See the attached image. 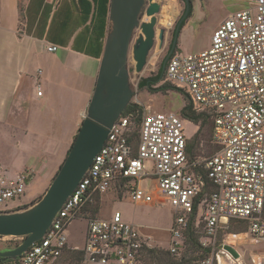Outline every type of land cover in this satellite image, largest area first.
<instances>
[{
	"label": "built area",
	"instance_id": "obj_1",
	"mask_svg": "<svg viewBox=\"0 0 264 264\" xmlns=\"http://www.w3.org/2000/svg\"><path fill=\"white\" fill-rule=\"evenodd\" d=\"M242 2L213 32L207 49L174 53L165 64L163 82L181 90L195 111L210 114L215 152L190 158L187 121L174 113H143L138 124L133 112L121 114L44 236L18 264L58 260L67 249L69 225L80 218L86 222L85 264H141L152 247L139 227L118 211L109 218L86 212L97 198L118 189L133 204H169L172 256L179 255L191 222L201 253L207 252L195 264H232L240 254L234 258L225 246L264 243V0ZM29 176L27 171L10 176L0 164V211L20 206L12 203L24 196ZM232 223L248 227L227 234L214 254ZM251 264H264V252L254 253Z\"/></svg>",
	"mask_w": 264,
	"mask_h": 264
},
{
	"label": "crops",
	"instance_id": "obj_2",
	"mask_svg": "<svg viewBox=\"0 0 264 264\" xmlns=\"http://www.w3.org/2000/svg\"><path fill=\"white\" fill-rule=\"evenodd\" d=\"M204 1L207 6V0ZM242 1H231L232 10L219 17L217 27L242 8ZM93 7L92 0H0V126H8L13 134L21 127L27 135L29 107L38 105L42 109L55 98L82 101L72 130L58 144L46 151H12L8 159L0 155V164L10 176L22 171L29 173L25 193L35 181L38 186H44L47 179L52 180L71 146L68 140L78 132L82 113L94 91L108 36L109 17L97 58L100 45L92 21ZM50 45L57 46V50L48 52L46 47ZM53 167H56L55 174L51 172ZM37 198L31 196L19 208L29 206ZM75 222L67 229L64 253L82 251L84 247L86 226L78 242V232L72 230ZM143 236L149 238V244L152 242L150 235ZM63 255L50 264H67ZM79 264H85L84 259Z\"/></svg>",
	"mask_w": 264,
	"mask_h": 264
},
{
	"label": "rangeland",
	"instance_id": "obj_3",
	"mask_svg": "<svg viewBox=\"0 0 264 264\" xmlns=\"http://www.w3.org/2000/svg\"><path fill=\"white\" fill-rule=\"evenodd\" d=\"M154 1L161 5V10L157 15L158 21L156 25L155 43L152 50L149 52L146 65L140 73L135 72V62L133 60L131 49L132 47H130L127 59V69L130 70L128 81L132 93L129 104L136 105L138 109H141L139 111L140 117L143 113L162 112L174 113L181 117L180 111L185 105L183 93L171 87L166 88L164 91H149L146 88H138V83L140 80L153 77L158 74L161 63L164 61L167 55V47L172 38V32L184 11V3L182 0ZM231 4H233V2L226 3L222 0H207L206 6L204 0H191L192 13L191 16L186 19L184 26L180 29L177 46L174 50V53L187 55L195 54L207 49L210 45L213 32L218 28L217 24L219 17L223 16V14H225L227 11L229 12L232 10L230 8ZM166 10H173V12L176 13V17L173 19V22L169 27L164 28L161 27L159 20L161 19L160 15L167 12ZM141 21H148V18L144 15V13L141 16ZM160 29L165 30L164 40L162 43L158 39ZM111 31L112 22L108 18V34H110ZM139 33V30L134 32V39ZM167 84L170 85L169 83L163 82L162 80V82H160L155 87ZM81 105L82 101L80 98H76L75 102L55 98L47 107L42 109L38 105L29 107V121L26 125L28 131L27 135L22 132L21 127H19L18 130L13 134L8 126H0V155H3L8 159L12 151H32V149H35V151H46L50 146L58 144L59 141L63 140L62 137H65L67 132L72 130L71 128H73L74 119L76 118ZM86 109H84V113H82V120L86 114ZM197 129L198 126H195L190 122H186L184 124L185 135L188 139L193 137ZM72 140V137L68 140L70 145ZM17 141L19 144H17ZM193 143L195 147L193 149L194 156H192V158L208 156L212 149L210 145V129L208 127L202 128L200 130L197 142H194L192 138L188 141V146L189 144ZM146 165L148 170H150L151 164L147 163ZM55 169L56 167H53L51 172L54 173ZM50 182L51 181L47 179V181L44 183V186H38L35 181L25 193V198L23 197L24 199L22 198L20 201H15L12 203V205L19 203L21 204L27 201L31 196H37L39 198L44 193ZM147 184L151 187L153 185V181H148ZM21 208L23 207H18L16 209L18 210ZM11 210L13 211V209ZM116 211L120 212L126 221L128 220V222H133L136 224V226H144L143 228L139 227V230L142 235L145 234L151 236L152 242L150 245L152 248L150 249L167 251L169 247L168 229L171 226L173 219V212L169 204H133L124 194V191L118 189L111 192L109 191L107 194L101 197L98 204V212L94 217L109 218ZM75 221L76 222L73 224L72 230L78 232L77 239L78 242H80V232L82 233L84 230L86 222L82 218L76 219ZM247 227L248 224L246 223H232L229 228H227L219 236L216 250H214L213 253H217L216 251L220 248L219 245L221 244L222 240H228L227 234H237L243 232L247 229ZM20 241L21 239L17 238H1L0 248L13 247ZM198 250L196 247L192 246V243L189 238H187L186 234L185 241L181 247V250L179 251V255L172 257L178 260L184 258L186 261L196 258L199 260V258L202 255H206L207 252L202 254L200 249ZM235 251L240 254V257L237 259H240L242 264H251V256L254 253L264 252V243L252 245L248 243L241 244L240 242H237ZM63 257L66 258L67 264H76V262L73 263L69 260L68 254L66 252L64 253ZM189 263L195 264L196 262L189 261Z\"/></svg>",
	"mask_w": 264,
	"mask_h": 264
},
{
	"label": "water",
	"instance_id": "obj_4",
	"mask_svg": "<svg viewBox=\"0 0 264 264\" xmlns=\"http://www.w3.org/2000/svg\"><path fill=\"white\" fill-rule=\"evenodd\" d=\"M183 1L184 13L176 23L172 48L166 55L163 66L172 55L181 25L189 13V0ZM160 10L161 5L154 0H110L108 17L112 22V31L106 39L86 114L64 160L40 198L23 210L0 211V237L21 239L15 246L0 250L1 260L16 262L32 244L41 240L64 202L90 168L110 128L132 97L128 81L130 70L127 69L130 47L135 62L134 70L140 73L155 43L157 15ZM143 13L148 21H140ZM136 30L140 33L134 39ZM164 35L165 30L160 29L158 39L161 43ZM225 250L234 258L238 257L232 247L225 246Z\"/></svg>",
	"mask_w": 264,
	"mask_h": 264
},
{
	"label": "trees",
	"instance_id": "obj_5",
	"mask_svg": "<svg viewBox=\"0 0 264 264\" xmlns=\"http://www.w3.org/2000/svg\"><path fill=\"white\" fill-rule=\"evenodd\" d=\"M92 2L94 5L93 13H92V21L94 23L95 31H96V34H97V37L99 40V45H100V50L97 53V58H98L100 56V53L102 50V41L105 37V33L107 32L106 31V29H107V18H108V13H109L110 0H92ZM191 13H192V6H191V0H189V13H188L187 18H189L191 16ZM185 21L186 20L183 21L181 28L184 26ZM172 54H174V51L172 52ZM164 70H165V66H163V62H162L161 67L158 71V74L156 76L140 80L138 83V88H140V89L146 88L149 91H154V90L164 91V90H166V88L171 87V88L183 93L181 90L177 89L176 87H174L172 85H168V84L167 85H161L159 87H155L160 82H162V80L164 78ZM183 95H184L185 105L182 107V109L180 111V115L184 120L194 124L195 126H198L197 131L195 132V134L192 137L194 142H197L199 134H200V130L204 127H208L210 129V145L212 147L210 154L215 152V149L211 144L212 121H211L210 114L205 113V112L195 111L193 109L191 103L187 99V96L184 93H183ZM140 110L141 109H138V107L136 105L129 104L126 107V109L124 110V112L122 113V115L133 112L135 120H136V124H138L139 120H140V113H139ZM135 135L136 134L134 133V136ZM75 137H76V135L74 136L73 141H74ZM194 147H195L194 143L189 144V146H188V154L191 156L190 158H192V156H194V153H193ZM207 186L209 187V185H207ZM36 201L31 203L29 206L34 204ZM99 201H100V199L97 198L96 203L86 209V212L90 216L94 217L95 214L98 212ZM29 206H25V207L18 209V210L26 209ZM18 210L16 209L14 211H18ZM187 238H189V240L191 241L192 246L196 247V249L198 250L199 249V244H198L199 233L196 229H194L192 222L189 224V227H188ZM66 253L68 254L69 260L73 263L76 262V264H79L83 260V252L82 251L71 250V251H66ZM189 261H191V262L195 261L196 262L197 258L193 259V260H187V261L184 258H181L178 260V259L173 258L169 252L156 250V249L146 250V252L143 254V256L141 258V264H143V263H145V264H192V263H189ZM9 262H11V261H7V260L4 261V260L0 259V264H7Z\"/></svg>",
	"mask_w": 264,
	"mask_h": 264
},
{
	"label": "bare ground",
	"instance_id": "obj_6",
	"mask_svg": "<svg viewBox=\"0 0 264 264\" xmlns=\"http://www.w3.org/2000/svg\"><path fill=\"white\" fill-rule=\"evenodd\" d=\"M166 7V6H165ZM168 7V6H167ZM173 8V7H172ZM171 8V9H172ZM167 12H165L164 14H161L160 15V17H161V19L159 20L160 22V25H161V27H164V28H167V27H169L171 24H172V22H173V19L176 17V13L175 12H173V10H166ZM158 23V24H159ZM239 261L240 260H237V261H232V264H238L239 263Z\"/></svg>",
	"mask_w": 264,
	"mask_h": 264
},
{
	"label": "flooded vegetation",
	"instance_id": "obj_7",
	"mask_svg": "<svg viewBox=\"0 0 264 264\" xmlns=\"http://www.w3.org/2000/svg\"><path fill=\"white\" fill-rule=\"evenodd\" d=\"M183 3H184V1H183ZM184 9H185V4H184ZM184 13V12H183ZM183 15V14H182ZM140 21H141V18H140ZM141 22H143V21H141ZM174 34H175V29L173 30V32H172V38H171V40H170V43L168 44V47H167V54L170 52V50H171V48H172V43H173V39H174ZM178 37H179V35H178ZM177 41H178V39H177ZM176 46H177V42H176V44H175V46H174V48H173V51L175 50V48H176ZM10 248V247H9ZM1 249H4V248H0V250Z\"/></svg>",
	"mask_w": 264,
	"mask_h": 264
}]
</instances>
